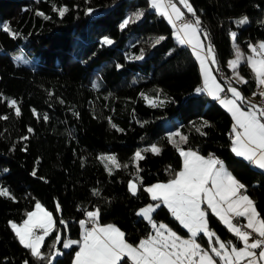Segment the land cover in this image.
Masks as SVG:
<instances>
[{"label": "trees", "instance_id": "trees-1", "mask_svg": "<svg viewBox=\"0 0 264 264\" xmlns=\"http://www.w3.org/2000/svg\"><path fill=\"white\" fill-rule=\"evenodd\" d=\"M189 1L215 50L213 70L227 85L233 81L227 67L235 51L231 33H237L235 41L245 52L249 44L264 40V0ZM54 5L69 11L60 17ZM140 10L139 21L120 27ZM243 17L249 22L240 25ZM0 25L17 34L13 38L0 31V117H8L0 119V187L15 197H0V264L47 263L31 256L9 224L21 223L37 201L51 211L63 236L80 239L79 221L96 208L99 224L117 225L131 244L154 234L139 209L153 201L143 190L147 185L168 181L182 168V156L167 140L173 131L188 138L178 143L181 148L223 160L264 217V171L231 151V114L196 92L202 86L199 62L149 0H0ZM160 36L165 39L156 44ZM104 37L113 43L104 44ZM221 69L230 80L219 76ZM240 70L249 83L238 86L248 97L257 90L255 74L246 61ZM10 99L17 101L19 117L8 106ZM153 144L160 154L142 152L144 159L135 162V152ZM107 154L117 158L119 167L101 159ZM133 178L136 195L128 187ZM152 220L189 236L163 204L152 212ZM209 227L221 239L241 244L211 214ZM57 234L53 230L45 238L42 253L52 254ZM197 240L208 247L202 234ZM77 250L78 245L64 250L57 264H72Z\"/></svg>", "mask_w": 264, "mask_h": 264}, {"label": "snow or ice", "instance_id": "snow-or-ice-1", "mask_svg": "<svg viewBox=\"0 0 264 264\" xmlns=\"http://www.w3.org/2000/svg\"><path fill=\"white\" fill-rule=\"evenodd\" d=\"M149 2L151 8L166 18L176 29L179 42L190 46L199 62L203 86L197 88L196 92L206 93L213 100L218 101L235 121L232 129L235 136L231 151L237 157H242L251 165L264 170V105L251 104L238 88L231 86V83L223 85L217 81L210 67L217 63L215 50L211 43L205 44L201 39V36L207 38L208 34L202 29V22L189 0H177L176 3L173 0H149ZM177 4L182 5L194 19L186 20L185 12ZM53 10L63 17L69 8L66 5L60 7L54 5ZM91 11L92 9H88L89 13ZM37 15L44 14L37 12ZM143 15V10L129 15L120 27L125 28L130 23L139 21ZM44 18L50 19L48 16ZM177 21L181 22L179 26ZM248 22L247 17L238 21L240 25ZM0 31L9 33L13 38L17 35L11 32L8 25H0ZM231 36L235 41L237 33L232 32ZM164 39L165 37L160 36L156 38L155 43L159 44ZM103 43L111 45L113 41L104 37ZM249 48L255 55L247 57V64L255 74L257 88L261 89L264 88V41L259 42L258 45L249 44ZM243 56L244 54L237 48L235 59L228 61V66L234 73L233 79L238 84L249 83L237 71ZM138 59H143V56ZM225 89L231 93V98L221 96ZM253 95L264 98V90L254 92ZM0 99H3L2 94ZM243 104H248V110H245ZM8 106L15 109L17 117L21 115V109L15 99H10ZM0 119H8V117L3 116ZM43 119H48L46 114ZM204 123L205 126H209L207 121ZM177 136L183 143H187V136L181 135L179 131L169 132L167 140L183 157V169L174 173V178L167 183H157L143 189L150 194L153 201H159L155 206L149 204L139 213L151 223L152 229L155 230L154 234L141 239L138 245L133 246L126 241L124 232L118 227L112 224L103 226L99 224V208L87 211V219L79 221L83 229L82 240H68L63 244L64 248L79 245L74 264H128V261H131V264H264V217L258 212L253 199L242 191L246 186L228 171L223 160L214 154L202 156L191 148L184 150L176 142ZM147 151L158 155L162 149L153 144L150 148L138 150L133 159L136 161L144 159L142 152ZM101 159L119 167L115 156H102ZM32 175L35 176L36 172L33 171ZM142 183L141 180L140 184ZM128 187L133 195L137 194L139 190L137 183L130 181ZM93 195H99V191L93 190ZM5 196L15 199L7 188L0 187V197ZM161 204L166 206L172 216L187 229L190 238H183L167 225L163 223L158 225L152 221L151 212ZM57 207L59 208V205ZM210 214L224 224L242 244L241 247L232 241L220 240L209 227ZM26 216L22 223L9 222L12 231L19 243L30 250L32 257L39 262L48 261V264H51L54 257L42 253L41 248L44 246L45 238L51 235L53 230L59 231L55 229L52 213L37 201L34 211L26 213ZM235 218H244L246 224L234 222ZM89 224L91 227L88 226ZM39 230H42V233ZM201 234L207 238L208 247H202L201 243L197 242ZM60 240L61 237L56 235L51 247L55 248ZM24 264H28V261L25 260Z\"/></svg>", "mask_w": 264, "mask_h": 264}, {"label": "rangeland", "instance_id": "rangeland-1", "mask_svg": "<svg viewBox=\"0 0 264 264\" xmlns=\"http://www.w3.org/2000/svg\"><path fill=\"white\" fill-rule=\"evenodd\" d=\"M173 2L174 3H176L177 2V0H173ZM189 3H190V1H189ZM191 4V3H190ZM177 6L178 7H180L181 8V10L182 11H184L185 13L187 12L186 11V9H184L183 8V6L182 5H179V4H177ZM151 7V6H150ZM155 10V9H154ZM179 26V25H178ZM173 35H174V37H175V39L179 42V40L177 39V37H176V29H174L173 28ZM201 39L202 40H204V42H205V44H207V43H210V41H209V39L208 38H205L204 36H201ZM262 41H264V40H260V41H258L256 44L255 43H251L252 45H258L259 44V42H262ZM180 43V42H179ZM234 48H235V51H234V54H233V56L228 60V61H230V60H232V59H235V53H236V50H237V48H239V50L244 54V56H243V60H242V62L243 61H246L247 62V57L248 56H253V55H255L253 52H252V50L250 49L248 52H245L243 49H242V47L241 46H239V44L236 42V41H234ZM241 62V63H242ZM240 63V64H241ZM217 64V63H216ZM248 65V64H247ZM249 66V65H248ZM211 68H212V70H213V67H212V65L210 66ZM227 67H228V69L230 70V75H231V78H232V80L233 81H228L227 82V85L229 84V83H231V86H233V87H236V88H238L239 90H240V88H239V86H238V83H236V80L235 79H233V76H234V73H233V70L231 69V68H229V66H228V63H227ZM249 68L251 69V67L249 66ZM252 70V69H251ZM237 71L239 72V74H240V76H243L244 78H245V76H244V74L242 73V71L240 70V65H239V67L237 68ZM213 75L216 77V79H217V81H219L221 84H223L224 85V83L217 77V75L215 74V72H214V70H213ZM202 83H203V78H202ZM240 84V83H239ZM202 86H203V84H202ZM201 86V87H202ZM226 90V89H225ZM241 91V90H240ZM242 92V91H241ZM243 94V93H242ZM253 95V94H252ZM225 96H227V98H231V93H229V94H227V95H224V96H222V97H225ZM244 96V95H243ZM251 104H254V103H251ZM243 106V105H242ZM177 141L179 140V139H177V138H175ZM138 151V150H137ZM136 151V152H137ZM135 152V153H136ZM111 154H107V155H105V156H110ZM111 156H114V155H111ZM116 161L118 162V160H117V158H116ZM108 162V164L109 165H116V164H114V163H112V162H110V161H107ZM135 162H137L136 160H135ZM118 164H120L119 162H118ZM131 182H134V183H137V185H138V182H137V180L135 179V178H133L132 180H131ZM157 183H162V182H155V183H152V184H149V185H147V187H149V186H151V185H154V184H157ZM248 196H250L249 194H247ZM251 197V196H250ZM252 198V197H251ZM253 199V198H252ZM254 201V200H253ZM43 207H44V209H46L47 211H49V212H51L45 205H43L41 202H39ZM149 204H151V205H153V206H155L156 204H157V202H154V201H151V202H149L148 204H146V205H144V206H142L140 209L142 210V209H145V208H147V206L149 205ZM203 207V206H202ZM30 211H34V208L32 209V210H30ZM29 211V212H30ZM53 215V214H52ZM151 215H152V212H151ZM27 218V217H26ZM25 218V219H26ZM53 220H54V216H53ZM153 221V220H152ZM13 222H15V221H13ZM153 222H155V221H153ZM235 222V221H234ZM16 223H18L19 224V222H16ZM22 223V222H21ZM155 223H157L158 225L159 224H161V223H163V224H165V225H167L165 222H155ZM244 224V223H243ZM168 226V225H167ZM169 227V226H168ZM171 229V228H170ZM173 230V229H172ZM174 231V230H173ZM213 231V230H212ZM215 232V231H214ZM177 233V232H176ZM216 233V232H215ZM57 235H59L60 237H61V240H60V242L62 241V244H61V246H59V243H56V245H55V248L53 249V252H52V254H51V256H53L54 257V259H52L51 260V264H57V262L60 260V258L64 255V250H66V249H69V248H64L63 247V244L64 243H66L68 240H76V241H81L82 240V237H83V235H82V237L79 239V238H71V237H69L68 235H66V236H63V231H62V229H60L59 228V231H58V234ZM217 235V234H216ZM218 236V235H217ZM181 237H183V236H181ZM219 237V236H218ZM183 238H190V237H183ZM220 238V237H219ZM220 240H222V241H224V242H228V241H225V240H223V239H221L220 238ZM197 242L198 243H200L198 240H197ZM58 244V245H57ZM235 244V243H234ZM202 245V244H201ZM218 246V245H217ZM238 246V245H237ZM242 245H239L238 247H241ZM202 247H203V245H202ZM41 250H42V248H41ZM257 251V250H256ZM42 252V251H41ZM57 253H59V254H57ZM29 264V263H28ZM46 264H48V261H47V263Z\"/></svg>", "mask_w": 264, "mask_h": 264}, {"label": "crops", "instance_id": "crops-1", "mask_svg": "<svg viewBox=\"0 0 264 264\" xmlns=\"http://www.w3.org/2000/svg\"><path fill=\"white\" fill-rule=\"evenodd\" d=\"M203 84V83H202ZM227 90V89H226ZM261 90H264V88H261V89H258L257 88V90L255 91V92H259V91H261ZM254 93V92H253ZM253 93H251L248 97H246L247 98V100L250 102V103H254V105H257L256 104V101H257V96L258 95H252ZM229 94V93H228ZM221 96H224V94L223 93H221ZM244 108H245V110H248V104L247 105H245V106H243ZM234 123H235V121L233 120V122H232V127H231V132H232V136H231V139L233 140L234 139V136H235V134L233 133V131H232V129H233V125H234ZM175 138H177V137H175ZM176 140V139H175ZM176 142L177 143H179V142H182L181 140H180V138H179V140L177 141L176 140ZM233 146V145H232ZM184 150H187V149H189V148H183ZM192 149V148H191ZM192 150H194V151H197V150H195V149H192ZM200 155H202V156H205V157H207V156H209L210 154H208V155H205V154H202V153H200L199 151H197ZM217 157V156H216ZM182 159H183V157H182ZM220 159V158H219ZM225 166H226V164H225ZM226 168L228 169V171H230V169L226 166ZM183 169V164H182V168L179 170V171H181ZM178 171V172H179ZM262 171H264V170H262ZM231 172V171H230ZM232 173V172H231ZM233 174V173H232ZM174 178V177H173ZM172 178V179H173ZM171 180V179H170ZM170 180H168V181H170ZM168 181H163L162 183H167ZM243 192H244V194H246L247 195V193L244 191V190H242ZM203 207H206V205H202ZM141 212V209H139V213ZM152 216V215H151ZM235 221V220H234ZM236 222V221H235ZM246 224V220L244 219V218H242V221H241V223L240 224ZM108 224H112V225H114V226H116V227H118L117 225H115V224H113V223H107V224H100L101 226H103V225H108ZM119 228V227H118ZM122 232H123V230L121 229V228H119ZM211 229V228H210ZM212 230V229H211ZM245 230H248V229H245ZM82 235H83V229H82ZM188 237H190V233H189V236ZM146 238V237H145ZM145 238H143V239H145ZM126 239V238H125ZM127 241V240H126ZM128 242V241H127ZM128 243H130V242H128ZM131 244V243H130ZM139 244V243H138ZM137 244V245H138ZM133 246H136V245H134V244H132ZM240 245H242V244H240ZM239 246V245H238ZM204 247V246H203ZM78 250H79V245H78ZM77 250V251H78ZM259 252V250L257 249V253ZM217 260H219V258H216ZM74 261H75V256H74V258H73V262H72V264H74Z\"/></svg>", "mask_w": 264, "mask_h": 264}, {"label": "built area", "instance_id": "built-area-1", "mask_svg": "<svg viewBox=\"0 0 264 264\" xmlns=\"http://www.w3.org/2000/svg\"><path fill=\"white\" fill-rule=\"evenodd\" d=\"M185 18H186V20H190V17H189V16H187V17H185ZM179 22H180V21H179ZM219 76H220L221 78H223L224 80H227V81L230 80L229 78L226 77L225 72H223L222 70L219 71ZM256 103H257V105H264V98L259 97V98L257 99ZM231 136H232V132H231ZM234 220H235L236 222H238V223H241L242 218H235ZM88 226L91 227V224H89ZM39 231L42 233V230H39Z\"/></svg>", "mask_w": 264, "mask_h": 264}, {"label": "bare ground", "instance_id": "bare-ground-1", "mask_svg": "<svg viewBox=\"0 0 264 264\" xmlns=\"http://www.w3.org/2000/svg\"><path fill=\"white\" fill-rule=\"evenodd\" d=\"M221 70H222L223 72H225L226 77L230 79V77H229V75L226 73V71L223 70V69H221Z\"/></svg>", "mask_w": 264, "mask_h": 264}]
</instances>
